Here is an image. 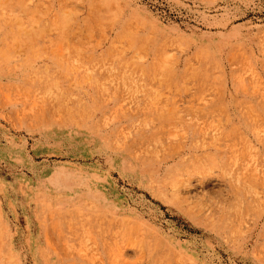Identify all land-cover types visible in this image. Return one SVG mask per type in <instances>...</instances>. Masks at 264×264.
I'll use <instances>...</instances> for the list:
<instances>
[{
    "label": "rangeland",
    "instance_id": "374dc122",
    "mask_svg": "<svg viewBox=\"0 0 264 264\" xmlns=\"http://www.w3.org/2000/svg\"><path fill=\"white\" fill-rule=\"evenodd\" d=\"M0 264H264V0H0Z\"/></svg>",
    "mask_w": 264,
    "mask_h": 264
},
{
    "label": "bare ground",
    "instance_id": "6f19581e",
    "mask_svg": "<svg viewBox=\"0 0 264 264\" xmlns=\"http://www.w3.org/2000/svg\"><path fill=\"white\" fill-rule=\"evenodd\" d=\"M28 22V21H27ZM32 23V22H31ZM30 26V25H29ZM51 85V84H50ZM55 89V88H54ZM54 97V96H53Z\"/></svg>",
    "mask_w": 264,
    "mask_h": 264
}]
</instances>
